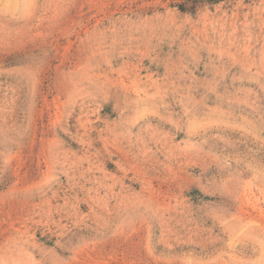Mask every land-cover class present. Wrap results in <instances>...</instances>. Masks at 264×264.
<instances>
[{
    "label": "rangeland",
    "instance_id": "rangeland-1",
    "mask_svg": "<svg viewBox=\"0 0 264 264\" xmlns=\"http://www.w3.org/2000/svg\"><path fill=\"white\" fill-rule=\"evenodd\" d=\"M0 264H264V0H0Z\"/></svg>",
    "mask_w": 264,
    "mask_h": 264
}]
</instances>
